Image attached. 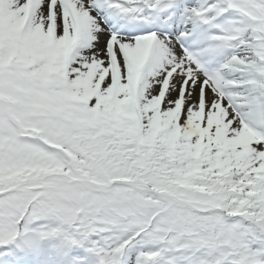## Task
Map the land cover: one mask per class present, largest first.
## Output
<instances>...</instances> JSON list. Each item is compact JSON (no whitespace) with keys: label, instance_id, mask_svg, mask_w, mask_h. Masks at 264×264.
I'll use <instances>...</instances> for the list:
<instances>
[{"label":"snow or ice","instance_id":"obj_1","mask_svg":"<svg viewBox=\"0 0 264 264\" xmlns=\"http://www.w3.org/2000/svg\"><path fill=\"white\" fill-rule=\"evenodd\" d=\"M0 264H264V0H0Z\"/></svg>","mask_w":264,"mask_h":264}]
</instances>
